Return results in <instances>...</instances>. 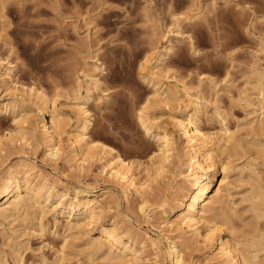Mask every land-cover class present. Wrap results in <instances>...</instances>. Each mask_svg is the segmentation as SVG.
Here are the masks:
<instances>
[{
    "label": "rangeland",
    "instance_id": "rangeland-1",
    "mask_svg": "<svg viewBox=\"0 0 264 264\" xmlns=\"http://www.w3.org/2000/svg\"><path fill=\"white\" fill-rule=\"evenodd\" d=\"M0 3V83L6 79L8 86L13 85L10 87L44 91L56 100L69 132L78 118L74 106L87 101L91 140L97 146L101 143L110 146L115 156L129 163L132 173L148 186L152 201L148 217H142L134 208L135 196L115 184L104 170V162L113 157L105 154V160L99 149L82 164L74 156L76 150H71L69 137L64 135L60 141L64 154L54 163L45 157L43 143H32L6 156L0 162V175L15 171L19 161L33 165L31 180L40 181L45 191L53 194V202L48 206L50 215L43 220L44 230L38 227L40 220L0 218V264H108L101 255L87 249V242L114 226L125 241L136 240L138 249L146 242L144 237L160 240L163 251L168 246L166 238L181 241L176 226H165L160 205L176 195L177 187L183 184L179 173L186 168L173 163L160 173L151 166L158 144L143 130L137 114L144 106V113L156 124L169 126L171 114L180 113L189 100L198 97L202 100L200 113L196 115L198 125L218 142L215 144L213 140L204 150L209 156L212 195L220 186L222 191L214 207L215 214L224 208L231 215L232 223L226 225L222 238L231 243L238 258L258 253L256 243L264 244V218L257 219L248 196L259 190L264 196V130L253 131L248 127L249 121L259 120L261 111L256 110L257 99L249 106L245 98L251 95L256 98L258 92L254 87L261 80L264 83V76L257 74L258 70L264 72V0H80L79 3L71 0L70 4L65 0H3ZM13 32L15 35H11ZM146 55L152 61L148 59V72L151 63L156 62L168 76L161 81V92L166 88L176 91L178 103L153 100L154 86L142 67ZM10 69L11 77H6ZM12 93L19 99L24 97L21 92L7 90L6 84H0V128L5 133L17 132L12 115L4 107ZM27 107L34 110L31 104ZM194 107L193 104L188 107L190 115ZM261 119L262 116L256 124L264 126ZM226 127L231 135L234 132L232 137L240 149L233 151L222 146L224 141L220 139ZM175 142L182 156L186 141L175 133ZM218 161L228 162L227 177H223ZM81 164L83 170L79 168ZM51 186L55 188L53 191ZM77 186L95 191L92 199L104 198L105 209L98 214L95 224L86 228L87 236L71 237L65 231L67 218L60 215L65 209L54 211L53 203L64 199L60 198L62 190ZM72 199L71 193L64 206H69ZM3 202L0 200V205ZM180 214L170 220L177 222ZM213 214L201 224L202 235L208 233V227L224 222L225 218L214 219ZM77 219L84 216L76 214L73 221ZM191 234L188 231L185 236L192 240L185 247L186 264H222L215 256L218 243L210 248L203 239L197 243ZM263 249L258 250L260 260H264ZM155 254L149 244L137 260L128 264H171Z\"/></svg>",
    "mask_w": 264,
    "mask_h": 264
},
{
    "label": "bare ground",
    "instance_id": "bare-ground-1",
    "mask_svg": "<svg viewBox=\"0 0 264 264\" xmlns=\"http://www.w3.org/2000/svg\"><path fill=\"white\" fill-rule=\"evenodd\" d=\"M148 59L151 61L150 56L146 55L142 67L144 68L143 73L148 75L151 83H153V100L161 103H178L179 98L176 91L166 88L165 91L161 92L163 86L161 81L168 76L165 77V72L159 68L156 62L154 64L151 63L148 72V63H150ZM163 60L164 59L161 58L159 61L162 62ZM12 72V69L8 70L5 74L6 77H11ZM257 74H259V77L262 76V78L264 76V72L262 74L259 70ZM261 81L254 87L258 92L257 97L252 98L251 95V97H246L245 100L249 106H252L254 104L253 101L257 99L259 107L258 109L256 107V110L261 111H258L260 113L258 116L259 120L262 116L261 121L264 123V83H261ZM2 83L6 84L7 90L10 89L15 92H21L24 97L19 99L18 96L15 95L16 93H12L13 96L11 95V100L4 104L6 112H9L13 117L17 132L5 133L0 128V162L13 151L30 147L32 143L35 144L36 142H41L45 145V157L51 159L54 163H57L59 158L64 154L63 152L61 153L60 141L64 135H67L69 137L68 139H70V141H68L71 143V150H76L71 152L77 153L74 156L76 158L78 157V159L81 160V163L83 162L85 164L86 160L92 158L95 152L97 153L98 149L103 158L105 154H107L108 158L113 157V159H109V161L104 162V170L107 171L108 177L115 182V184L121 185L123 189L130 192V195L133 194L135 196V201L133 202V205L135 206L134 208L137 209L138 213L142 217H148V205L152 202L149 196L150 193H148V186H146L144 182L142 183L132 173L131 165L129 163H127L120 156H115L113 154L114 149L110 146L104 145L103 143H101L100 146H97L98 143L92 141L93 139L90 138L89 130L92 126V121L90 115L91 112L86 107L87 101L80 102L74 106L78 118L76 120L75 128L69 132L67 129L68 124L61 114L62 112L60 113L57 110L55 99L52 97L50 98L44 91L41 90H35L33 88L26 89L24 87L19 89L16 85L14 87H10L13 85L8 86L6 79H1L0 84ZM183 91L184 94L190 98L187 91ZM199 99L200 98L198 97L196 100L194 99L195 101L189 100V104L186 105V107L184 106V110L180 113L174 112L171 114V123L169 125L171 128L167 124L162 126L156 124L152 118L144 113V106V109L140 106L141 109L137 114L143 130L148 135H151L158 144L157 151L153 152V162L151 166H154L155 170L160 173L166 171V169H168L169 166H172L173 163H176L180 168H186L185 172L179 173V177H181L183 184L177 187L176 195L173 196L172 199H165L160 205L162 214L166 219L165 226H176L178 233L177 238L181 241L174 242L173 240H170V238H166L168 246L163 251L160 240L153 239L152 237H144V239L146 238V242L138 249L136 240L128 239L125 241V236L117 234L116 226H114L109 230L102 231L101 235L97 239L88 240L87 242L89 247L87 249H90L91 253L94 255H101L107 260L108 264H128L130 261H135L139 258L141 251H143L149 244L154 251H156L155 255L157 258L162 257L165 261H169L171 264H186L185 247H187L188 244H191L192 241L191 238L185 237L188 234V231L192 233L191 235L197 243L200 241L199 239H203L207 245H210V248L214 244L218 243V252L215 256L222 264H264V260H260L258 256V250L263 249L264 247L263 243H256V253L258 252L256 255L251 254L249 256L238 258V254H236V251L234 250L235 248L233 249L230 245L231 243L222 238L226 230L225 227H227L226 225L232 223L229 218L231 215L229 211V214L226 212V209L225 211L223 210V206V209L221 208L222 211L219 210L215 214L216 208L214 207L215 204L219 202L218 199L222 191L220 186L216 190L215 194L212 195L208 177L209 171L207 159H209V156L207 158L208 154H206L204 150L213 142L214 139L203 133L198 125L196 115L200 113L202 107V100ZM28 104L34 106L33 111L27 107ZM190 104L195 106L193 109L194 113L191 115L188 111ZM175 108L177 110L179 106L178 108L177 106ZM75 111L73 112L75 113ZM254 113L256 114V112ZM259 120L252 122L249 121V124L247 123L248 127L253 131L258 130L262 132V130H264L262 123L256 124ZM224 131L223 136L221 135L222 138L218 139H223L224 145L222 146L225 147V149L227 148L228 150L235 151L240 147V144L236 141V139L234 141V137H232L234 136V132L231 135L227 127ZM175 133L184 138L186 141L184 144L185 147H183L184 150L182 156L175 142ZM214 143L217 144L218 142L216 143L214 140ZM211 152H215V150ZM107 156L105 160L107 159ZM75 157V161L79 162V160H76ZM67 159L65 161H67ZM222 161H218V164L223 177H225L229 164H227L228 162H225V164ZM82 164L79 166L81 170L84 169ZM14 169L15 171L10 170L4 175H0V200H4V202L0 205V218H12L14 219L13 221L18 219L21 220V218H23L22 222H24L27 218L32 219L31 221L40 220L38 227H40V230H44L43 220L50 215L48 206L53 202V194L52 192H49L50 190L45 191L44 184L39 183L40 181L35 183L31 180L30 173L35 170V167L27 161H19ZM39 176L41 177L42 175L40 174ZM50 189L53 191L55 188L54 186H51ZM71 193L73 194V202L70 203L69 206L65 207L64 200L67 197L69 198V194ZM252 193H254V190ZM60 194V198L63 199L64 197V199L54 202L53 209L54 211L65 209L60 213V215H65L67 218L65 231L68 232L71 237L84 236L87 234L85 231L86 228L95 224L98 214L104 211V198L99 201L98 199H92L96 196V192L83 189L81 186H77L73 189L71 187H67L65 190H62ZM248 197H250L248 199L252 202L251 209L254 213L256 212L257 219L264 218V196L261 194V191H256V193ZM213 212L214 216H212L214 219L217 217L219 219L220 217L225 218V220L220 223V225L216 224L213 225L214 227L211 226L212 228L208 227V233L202 235L201 229L203 226H201V224L206 223L208 221V215ZM178 213H181L179 215V220L177 222L171 221L170 218L175 217ZM76 214L84 216V219H77L76 221H73ZM24 225L25 224L23 223V227ZM186 229L188 231H186ZM257 232L259 231L257 230ZM216 238L219 239V242H216ZM147 243L149 244L147 245Z\"/></svg>",
    "mask_w": 264,
    "mask_h": 264
},
{
    "label": "snow or ice",
    "instance_id": "snow-or-ice-1",
    "mask_svg": "<svg viewBox=\"0 0 264 264\" xmlns=\"http://www.w3.org/2000/svg\"><path fill=\"white\" fill-rule=\"evenodd\" d=\"M66 3H71V0H65ZM77 3L80 2V0H76ZM113 2H117V0H113ZM11 35H15V32L11 33ZM19 43V41H17Z\"/></svg>",
    "mask_w": 264,
    "mask_h": 264
}]
</instances>
